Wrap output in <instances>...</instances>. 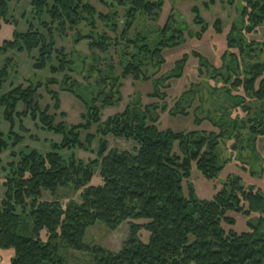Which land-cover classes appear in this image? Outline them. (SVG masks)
<instances>
[{"label": "trees", "instance_id": "1", "mask_svg": "<svg viewBox=\"0 0 264 264\" xmlns=\"http://www.w3.org/2000/svg\"><path fill=\"white\" fill-rule=\"evenodd\" d=\"M92 1L107 8L109 13L99 12ZM163 5L164 0H31L32 11L46 35L30 26L26 33L15 32L12 40L4 41L0 46V56L37 50L33 69L42 71L48 67L52 76L64 75L62 91L73 95L86 109L83 122L76 126L65 122L64 113L61 114L64 121L57 123L56 114L51 115L48 107L41 109L38 92L43 87L55 101V109L60 107L59 95L49 89L57 84L55 79H50L46 85L45 82L34 85L29 81L28 87L18 86L0 96V110L9 124L7 134L0 131V156L11 151L13 159L2 168L4 195L0 199V250L14 253L11 264H65L60 256L63 249L92 254V264H264V190L246 189L241 180L234 177L228 178L212 201L198 200L192 189L189 199L182 197L183 182L189 180L193 165L207 180H214L224 169L225 163L218 149L221 138H232L236 136L233 135L236 130L244 129L254 147L256 139L264 137V107L256 110L244 107L243 112L248 115L246 122L231 121L225 112L217 111L219 135L161 131L157 127L160 107L155 103L143 105L134 99L124 112L101 123V112L122 101L123 80H155L154 76L164 64V50L176 48L183 42L184 30L173 25V15L156 31L148 33L145 27L143 31L135 29L141 18L157 22ZM119 9L125 10L126 23L113 21L114 18L117 20ZM237 10V20L227 37L229 52L223 56L221 68L215 69L200 55L194 54L201 63L200 76L207 74L221 84L219 90H223L226 100L232 102L231 109L243 107L245 101L239 96L232 98L234 95L230 91L242 89L254 101L264 102V62L254 64L246 72L242 67L246 50L252 55L261 45L264 51V43L247 44L244 37L255 34L263 25L264 0H240ZM8 11L7 3L0 0V29L3 23L18 24L7 17ZM193 13L197 18L196 8ZM45 16L48 23L42 21ZM198 20L197 25L205 28V23L199 17ZM99 21L114 34L118 33V25H124L120 37L115 39V45L120 44L122 50L118 68L112 63L107 70L101 68L105 59L100 55L108 54L112 39L106 31L98 33ZM215 27L221 33L219 20ZM130 33H133L132 37ZM70 34H73L74 45L88 42L91 53L87 56L89 75L82 77L86 84L74 77L77 69L72 56L64 48H56L54 36L67 38ZM130 49L135 54H132V61L126 63L123 51ZM185 60L186 57L179 64ZM85 61L86 57L83 63ZM13 67V59H7L0 69V89L12 73L16 74ZM148 68L157 69L149 76ZM81 72L82 69L78 73ZM181 75L178 67L176 72L165 77V81L160 78L157 82L164 84L166 90L169 79ZM194 93L191 90L185 92L170 115L189 116L181 107L184 103L193 104ZM164 94L157 91L150 98L165 99L166 109L167 95ZM19 103L24 106L21 113L16 112ZM195 112L200 116L204 114L199 107ZM26 118L39 122L44 132L61 135L62 142L52 144V150L47 154L29 149L16 153L15 149L25 140L16 132L17 120L21 123L19 131L27 134L22 125ZM205 119L209 118L198 120ZM246 123L251 127L247 128ZM93 126H98L96 136L100 138L96 159L88 164L74 155L65 160L61 151H91L96 136L88 134L83 143L80 135L89 132ZM109 135L132 141L137 146L133 152L109 151L105 140ZM236 149L234 146L233 150ZM17 158L18 162L15 161ZM97 170L101 185L93 187L90 184ZM68 187L82 191L81 204L70 203L64 209L58 201L44 200L45 193L54 196L57 190ZM231 213L246 217L258 214L259 218L255 225L249 224L247 233L237 234L224 229V225H235ZM140 221L146 223L138 224ZM96 223L104 224L111 231H117L123 223L129 224L128 237L119 252L85 244L87 231ZM142 231L150 235L146 244L140 239Z\"/></svg>", "mask_w": 264, "mask_h": 264}, {"label": "rangeland", "instance_id": "2", "mask_svg": "<svg viewBox=\"0 0 264 264\" xmlns=\"http://www.w3.org/2000/svg\"><path fill=\"white\" fill-rule=\"evenodd\" d=\"M5 1L8 5V18H13L18 24H2L0 29V46L4 41H10L14 37V33H26L30 26H33L34 30L41 32L46 35V31L41 27L40 21L35 17L32 11L31 0H1ZM99 12L109 13V10L104 6H100L98 2L92 1ZM240 0H164L162 11L159 15L157 22H150L148 19L141 18L135 26V29H146V32H153L159 28H163L166 24L170 15L174 16L173 25L181 27L184 31L183 42L176 48L166 49L163 52L164 64L160 68L157 76H154L155 80L149 81H134L132 78L123 80V87L121 89L122 101L113 106L106 108L101 112V123H104L108 118L113 117L125 111L131 100H139L143 105L157 104L160 110L157 111L158 123L157 127L161 131H172L174 133H215L219 135L221 129L217 122L220 121L219 114L216 112H225V115L231 120H238L240 122H246L248 115L244 111V107H253V109L263 108L264 102L259 103L254 101L250 96L246 95L242 89L239 92L230 91L232 98L243 97L245 103L243 107L232 108V102L226 100L223 90H219L221 84H217L216 81L212 80L207 74L201 77L199 74L200 60L194 56V54L200 55L209 65L215 69H220L222 66L223 56L229 52L227 46V37L230 32V28L233 23L236 22L238 17V6ZM198 10V17L205 23V28L197 25L198 17L196 18L193 9ZM119 15L117 20L114 18L113 21H125V10L119 9ZM112 11H110L111 13ZM220 21L221 33L216 31L215 24ZM43 22H49V19L45 16ZM117 22V23H118ZM105 23L97 22L98 33L106 31V35L112 39L111 47L109 48L107 55H100L104 58V64L102 69L107 68L111 65L114 67L118 66L119 55L121 54V48L115 45V39L120 37V33L124 30V25H118V33L114 34L110 29L105 28ZM145 27V29H144ZM133 32V31H132ZM70 34L67 38H62L55 35L54 40L56 48H64L66 53L72 56V59L76 65V74L74 77L80 83L83 82L85 75L88 76L87 72V56H90L88 42L83 41L82 43L75 44ZM133 36V33H130ZM156 36H153L155 39ZM247 39V44L255 42L258 44L264 43V23L261 25L255 34L244 35ZM119 47V48H118ZM258 47V46H255ZM126 48V47H125ZM247 49V48H246ZM262 46L259 47L250 55V51L245 54V63L242 64L243 72L249 71L250 68L260 62H264V51ZM261 50V51H260ZM246 53V52H245ZM132 54L134 51L126 50L123 51V59L126 63L132 61ZM38 56V51L32 53H17L9 52L7 55L0 56V69L4 67L7 59H13L14 69L16 74H11L8 82H6L0 89V96L9 93L12 88L23 86L28 87L30 83L36 84L38 82H46L50 79H55L57 84L51 86L49 89L59 95L60 107L55 109V101L52 96L46 92V88L43 87L39 90V106L41 109L48 107L50 114L57 115V123L64 121L61 114L66 115L65 122L68 125L76 126L83 122L82 115L85 114L86 109L84 105L77 100L73 95L68 92L62 91V80L64 75L57 74L52 76L49 68L45 70L36 71L33 69L34 58ZM86 57L85 63L83 59ZM186 57V60L180 65L179 63ZM249 57V58H247ZM107 58V60H106ZM119 58V59H118ZM84 64V66H83ZM244 65V66H243ZM178 67L181 70V77L171 78L168 81L169 89L164 88V84L157 82L158 79L169 77L172 72H176ZM118 68V67H117ZM82 69V72H78ZM157 68H148L147 72L149 76H152ZM119 72V71H118ZM205 72V70H204ZM118 74V73H117ZM244 78V75L241 76ZM264 80V76L262 77ZM29 81H31L29 83ZM259 82L256 84L258 89ZM44 85V86H45ZM45 88V89H44ZM193 91L194 102L189 106V103H184L181 108L188 111L189 116H172L170 112L174 111L175 104L187 91ZM166 93L167 99L165 108L164 101L159 98L153 99L150 96L154 92ZM165 97V94H164ZM190 107V108H189ZM200 108L204 113L201 116L197 114L195 110ZM16 112L21 113L24 111V106L19 103ZM201 117H208L203 121H199ZM251 118V117H250ZM19 120L16 124V132L24 137V142L15 149V152L36 150L41 154H47L52 149V144H60L63 140L61 135H56L50 132H44L42 125L39 122H33L30 118L23 120L22 125L27 129L28 133H22L19 131L20 126ZM247 124V128L251 125ZM0 131L7 134L9 131V124L5 122L3 118V110H0ZM98 126H93L89 132H82L80 135V141L85 142L87 135H98ZM243 131V133L241 132ZM242 133V135H241ZM246 130H236L234 134L236 136L229 138L228 136L219 140V151L221 154V160L224 164V169L219 173L217 178L214 180H207L197 170L196 166H192L191 176L189 180L183 182L182 197L190 198V189L193 190L194 196L201 201H212L216 194L222 189L228 178H239L242 185L246 189H252L254 191L264 190V137H258L256 139L255 146L253 147L252 138L246 136ZM245 135V137H244ZM109 151L116 150L119 152H133L136 148V144L132 141H126L124 139H117L109 135L106 139ZM251 144V146L249 145ZM234 146L237 148L233 150ZM100 147V138L96 136L95 140L91 145V151L85 152L79 149L61 151V156L68 160L73 155L77 160L83 161L88 164L90 161L96 159L97 153ZM251 147V148H250ZM11 151L4 152L0 159L2 161V167L0 168V199L4 195V188L2 187L4 170L13 159L11 157ZM19 161V159H15ZM101 185V178L99 176V170L95 171V175L90 186L96 187ZM81 193L82 191H74L72 187L62 188L57 190L54 196L49 193L44 194L45 201H58L63 208H67L68 204L75 203L81 204ZM235 219V225L226 226V231L233 230L237 234L247 233L249 231V224H256V220L259 218L258 214L246 217L236 213L230 214ZM146 221H140L138 224H144ZM129 234V224L123 223L117 231L109 230L104 224L96 223L95 226L89 228L85 236L84 242L90 247H103L111 252H119L123 243L127 239ZM149 233L142 231L140 233V239L143 243H148ZM45 239V238H44ZM60 256L65 261V264H92L93 255L90 253H79L70 250H62Z\"/></svg>", "mask_w": 264, "mask_h": 264}, {"label": "crops", "instance_id": "3", "mask_svg": "<svg viewBox=\"0 0 264 264\" xmlns=\"http://www.w3.org/2000/svg\"><path fill=\"white\" fill-rule=\"evenodd\" d=\"M14 257L12 251H1L0 250V264H11V260Z\"/></svg>", "mask_w": 264, "mask_h": 264}]
</instances>
